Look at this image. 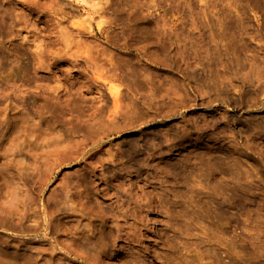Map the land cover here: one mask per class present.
<instances>
[{"label":"rangeland","instance_id":"374dc122","mask_svg":"<svg viewBox=\"0 0 264 264\" xmlns=\"http://www.w3.org/2000/svg\"><path fill=\"white\" fill-rule=\"evenodd\" d=\"M0 264H264V0H0Z\"/></svg>","mask_w":264,"mask_h":264}]
</instances>
